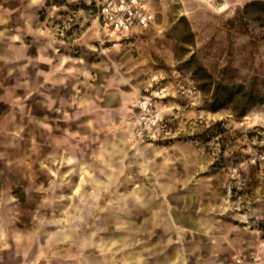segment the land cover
<instances>
[{
    "label": "rangeland",
    "instance_id": "obj_1",
    "mask_svg": "<svg viewBox=\"0 0 264 264\" xmlns=\"http://www.w3.org/2000/svg\"><path fill=\"white\" fill-rule=\"evenodd\" d=\"M1 2L11 0H0V18L6 14ZM249 2L152 0L154 22L145 34L123 43L118 57L124 56L132 73L139 70L136 77L143 76L145 83L133 87L127 124L134 167L145 173L113 178L106 192H91L94 178L89 170L81 179L74 171L68 179L54 172L64 171L63 165H49L45 147L32 150L27 102L5 103L8 117L0 122V264L11 254L31 260L42 256L30 264H56L55 256L83 252L89 243L109 264H133L131 254L115 241L125 225H115L114 217L131 212L135 186L146 188L147 183L156 194L161 167L173 165L190 167L178 175H184L190 187H199L197 195L215 202L219 217H234L237 225L264 235V104L245 116L230 108L209 110L224 72L236 81L256 79L264 86V11L246 12ZM38 13L50 41L63 40L68 53L79 38L89 42L93 53L117 48L111 42L101 46L92 0H45ZM80 54L86 57L89 51ZM20 95L25 99L27 92ZM149 98L160 120L152 130H144L135 104ZM79 182L90 193L78 190ZM143 212L147 215L146 208ZM66 233L67 239L58 240ZM248 255L239 253L234 264Z\"/></svg>",
    "mask_w": 264,
    "mask_h": 264
},
{
    "label": "crops",
    "instance_id": "obj_2",
    "mask_svg": "<svg viewBox=\"0 0 264 264\" xmlns=\"http://www.w3.org/2000/svg\"><path fill=\"white\" fill-rule=\"evenodd\" d=\"M43 6L45 0H11L4 5L6 14L0 18V122L8 117L5 103L26 101L32 150L45 147L48 164H62L64 171L52 170L64 173L66 179L73 171L79 179L87 178L89 170L93 191L82 190L79 182L76 186L82 193L106 192L113 178L134 175L133 171L145 173L134 167L127 130L134 88L145 83L143 76L136 77L139 70L132 73L124 56L118 57L123 43L145 34L151 25L135 28L112 52L93 53L89 42L79 38L68 53L63 40L53 43L47 36L38 16ZM95 23L101 46L103 41L115 40L97 15ZM81 49L89 51V56L81 55ZM24 77L25 82L21 80ZM23 85L27 89L20 87ZM22 91L27 92L25 99ZM189 169L182 165L161 167L158 194L147 183L146 188L135 186L131 212L114 217L115 225H125L115 241L131 254L133 264H234L239 253L258 252L262 231L237 225L234 217H219L215 202L197 195L199 187H190L187 178L178 175ZM144 208L147 215H143ZM68 237L66 233L58 240ZM87 245L88 250L70 256L59 254L54 261L109 264L108 258L93 251V243ZM41 257L31 260L27 255L11 254L5 263H39Z\"/></svg>",
    "mask_w": 264,
    "mask_h": 264
},
{
    "label": "built area",
    "instance_id": "obj_3",
    "mask_svg": "<svg viewBox=\"0 0 264 264\" xmlns=\"http://www.w3.org/2000/svg\"><path fill=\"white\" fill-rule=\"evenodd\" d=\"M97 17L108 27L115 40L111 46L117 47L126 40L135 28H147L154 21L152 0H92ZM107 41H103L105 46ZM140 109V127L152 130L160 120L155 101L151 98L140 99L135 104ZM258 252L237 258L238 264H264V237L258 242Z\"/></svg>",
    "mask_w": 264,
    "mask_h": 264
},
{
    "label": "trees",
    "instance_id": "obj_4",
    "mask_svg": "<svg viewBox=\"0 0 264 264\" xmlns=\"http://www.w3.org/2000/svg\"><path fill=\"white\" fill-rule=\"evenodd\" d=\"M253 9L264 11V1L251 0L243 8L246 12ZM212 97L210 111L217 112L224 108H230L235 114L245 116L256 105L264 104V86H259L256 79L236 81L232 73L224 72L213 90ZM219 125L221 123H217L215 126Z\"/></svg>",
    "mask_w": 264,
    "mask_h": 264
}]
</instances>
